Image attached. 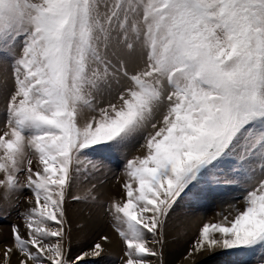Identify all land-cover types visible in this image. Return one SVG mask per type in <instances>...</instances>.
I'll list each match as a JSON object with an SVG mask.
<instances>
[{"label":"snow or ice","instance_id":"snow-or-ice-1","mask_svg":"<svg viewBox=\"0 0 264 264\" xmlns=\"http://www.w3.org/2000/svg\"><path fill=\"white\" fill-rule=\"evenodd\" d=\"M0 100V216L27 205L0 264L102 261L108 235L70 257L66 205L103 203L110 156L120 264H164L209 198L182 264H264V0H0Z\"/></svg>","mask_w":264,"mask_h":264},{"label":"rangeland","instance_id":"rangeland-1","mask_svg":"<svg viewBox=\"0 0 264 264\" xmlns=\"http://www.w3.org/2000/svg\"><path fill=\"white\" fill-rule=\"evenodd\" d=\"M3 113H4V102H3V100H0V127L3 126V121H4ZM138 147H139V145L137 144L131 149L130 154H129V158L131 155L137 154L136 149ZM106 162L108 163L110 170H106L103 173L97 174L92 182L96 183L97 187L102 186L103 184H109L110 182H113L114 184L116 183L115 185H116L117 189H115V188L111 189L112 187H110L107 194L101 195L99 193V195H98L99 200L103 203L75 202L69 198V202L66 205L67 215L69 213L71 215V213L73 212L72 216H74L75 219H77V221L74 223L70 219V217L68 216V220H70L72 222L71 223L69 221V223L72 224V226L70 225L71 226V238H70L71 254H70V257L71 258H74L76 255H78V254H76L77 253L76 250H81V253L85 252V251L89 250L90 247L92 246V244L95 243L99 239V236H94V234H93L94 232H93L91 226H89L88 221L83 222L80 220L81 216L85 217V219L86 218L89 219L90 214H96V215L98 214V216L101 218V220L106 223L107 227H109L108 229H111L109 231L114 235V238H116L120 241L118 234L114 231V229L111 226V218L109 215L106 214L104 209L107 206V203L109 202L110 198H112V197L120 198V196L122 195L121 186L119 183H117L116 178L121 177V179H123L122 173H123L124 158L123 157H117V156H110ZM97 187H96V189H97ZM96 189H95V191H96ZM96 193L98 194V192H96ZM237 206L240 208H243L244 204L241 201L240 203H238ZM26 207H27V205L24 203L23 200H21V203H20V206L18 209L12 210L10 212H6L2 216H0V228L4 227V229H6V227H7L9 230L8 231L9 234L7 233V237L5 236L6 238L4 236L2 237V235L0 236V249H1L0 256H2V250H3L4 245L9 243L10 238L12 241V236H11L12 224H18V225H21V227H23V224H24L23 218L21 216H19L17 213L22 212ZM220 207L221 206L218 203V198H209L208 200L204 201L203 204L199 208L192 210V211H190L186 205L181 206V208L177 209L176 213H174L173 216L170 218V222H169L170 225H169L168 231H167V235H169L167 237L168 240L174 239L178 235H188L189 234L188 235L189 241L187 239V246H188V243L190 242V240L192 239V237L196 233V230L205 220H207L209 218H212L213 220H215L217 218L216 213L220 210ZM68 209H70V210L68 211ZM70 211H72V212H70ZM189 217H191V218H189ZM178 219H179V221H178ZM187 219L198 221L197 226H196V230H194V232L192 229L186 228L183 225L185 223L184 220H187ZM78 221H80L81 223ZM174 222H175V224H174ZM178 226L179 227L182 226L181 228H183L184 230L181 231ZM175 228H177V229H175ZM176 230H178V232H176ZM189 230H190V232H189ZM191 233H193V235ZM190 235H191V237H190ZM119 243H120L119 246H121V248H122L121 241ZM106 253L107 254L105 255L104 259L102 261H99L98 264H120L119 257L122 254L121 251L119 252L118 250L114 251L113 249H109L106 251ZM226 259L227 258L224 256L214 255V256L204 258V260H202V262L200 264H224V261Z\"/></svg>","mask_w":264,"mask_h":264},{"label":"bare ground","instance_id":"bare-ground-1","mask_svg":"<svg viewBox=\"0 0 264 264\" xmlns=\"http://www.w3.org/2000/svg\"><path fill=\"white\" fill-rule=\"evenodd\" d=\"M116 184V183H115ZM113 182H110L109 184H103L102 186H98L97 189H96V192H98V195L99 193L101 195L103 194H107L108 190L110 187H112L111 189L115 188L117 189L116 185H115ZM67 209V208H66ZM70 209H68L69 211ZM72 212V211H70ZM73 213V212H72ZM72 213L70 215V213L67 215L70 217V219L75 223L77 221V219H75L74 216H72ZM74 215V214H73ZM78 215V214H77ZM89 217V216H88ZM191 218V217H189ZM87 219V220H86ZM81 216L80 217V220L85 222V221H88L89 223V226H91L92 230H93V234L94 236H101V235H108L110 238H111V243L108 244L106 246V251L109 250V249H113L114 251H121V246L120 245V241L116 238H114V235L109 231L111 229H108L109 227H107L106 223L103 222L101 220V218L98 216V214H90V218H86ZM198 219V218H197ZM181 220V219H180ZM200 220V219H199ZM70 221V220H69ZM179 221V219H178ZM185 223L183 224L186 228H189V229H192L193 232L194 230H196V226H197V223L198 221L197 220H190V219H187V220H184ZM71 222V221H70ZM80 222V221H78ZM172 222V221H171ZM181 222V221H180ZM72 223V222H71ZM81 223V222H80ZM178 223V222H177ZM84 224V223H83ZM175 224V222H174ZM72 226V224H70ZM170 225V224H169ZM172 225V224H171ZM182 225V226H183ZM70 226V227H71ZM83 226V225H82ZM176 226V225H175ZM180 226V225H179ZM178 226V227H179ZM181 226V227H182ZM179 227V229L182 231L184 230L183 228ZM73 228V227H72ZM88 228V227H87ZM74 229V228H73ZM104 229V230H103ZM177 229V228H175ZM91 230V229H90ZM188 230V229H187ZM191 230V231H192ZM8 228L6 227V229H4V227L0 228V236L2 235V237L6 236L7 237V233H8ZM85 231V230H84ZM176 232H178V230H176ZM190 232V230H189ZM169 233V232H168ZM187 233V232H186ZM185 233V234H186ZM9 234V233H8ZM193 235V233H191ZM189 235V234H188ZM188 235H178L176 238L174 239H171V240H168V236L166 234V246H165V256H164V264H182V257L184 255V253L186 252L187 250V239H188ZM5 237V238H6ZM9 237V236H8ZM117 237V236H116ZM191 237V235H190ZM10 238V237H9ZM97 238V237H96ZM189 241V239H188ZM7 243V242H6ZM12 241H11V238H10V241L8 244H11ZM3 244V243H2ZM86 250V249H85ZM1 251V249H0ZM77 253L76 254H80L81 253V250H76ZM88 251V250H87ZM71 254V253H70ZM207 257H210V256H207L205 255L204 258H207ZM204 258L202 260H204ZM16 260L17 258L16 257H13L12 258V264H16ZM201 260V262H202ZM200 262V263H201Z\"/></svg>","mask_w":264,"mask_h":264}]
</instances>
